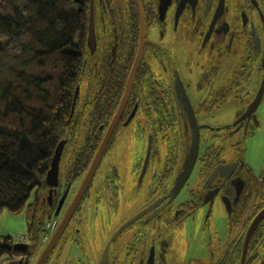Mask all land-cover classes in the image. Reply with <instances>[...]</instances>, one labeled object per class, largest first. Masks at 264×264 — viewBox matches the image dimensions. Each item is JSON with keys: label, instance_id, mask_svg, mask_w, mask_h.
I'll list each match as a JSON object with an SVG mask.
<instances>
[{"label": "flooded vegetation", "instance_id": "af4514ba", "mask_svg": "<svg viewBox=\"0 0 264 264\" xmlns=\"http://www.w3.org/2000/svg\"><path fill=\"white\" fill-rule=\"evenodd\" d=\"M139 2L93 0L43 264H264V0Z\"/></svg>", "mask_w": 264, "mask_h": 264}, {"label": "trees", "instance_id": "16d2710c", "mask_svg": "<svg viewBox=\"0 0 264 264\" xmlns=\"http://www.w3.org/2000/svg\"><path fill=\"white\" fill-rule=\"evenodd\" d=\"M87 1L0 0V212L21 211L32 195L29 231L82 78ZM37 219L31 243L0 236V258L29 256L41 244L47 220Z\"/></svg>", "mask_w": 264, "mask_h": 264}, {"label": "water", "instance_id": "95a60500", "mask_svg": "<svg viewBox=\"0 0 264 264\" xmlns=\"http://www.w3.org/2000/svg\"><path fill=\"white\" fill-rule=\"evenodd\" d=\"M137 4H138L139 11L141 12V6H140L139 0H137ZM140 17H141V21H142V26H141L142 32H141V35L143 36V34H144L143 15H140ZM93 22H94L93 0H91V2H90V15H89V28H88V32H89L88 33V46L90 47L91 52L95 48V32H94V26H93L94 23ZM142 45H143V42H142V38H141V47L139 49V53H138L136 61L138 60V57L140 56V53H141V50H142ZM134 70H135V66L133 67L132 73H131V75L129 77V81H128L129 83H130V81L132 79ZM78 93H79V85L76 86L75 91H74V95H73V99H72V105H71V112L69 114L68 120L70 119V117L72 115V112L74 110V106H75V103H76V98L78 96ZM115 119H116V116H115L114 120L112 121V123L110 125V129L114 126ZM102 146H103V144L101 145L100 150H101ZM62 147H63V141L61 140V141L58 142V144L56 145V147L54 149V153H53V155L51 157V160H50V166H49V168H48V170H47V172L45 174V183L50 185V186L56 184V180H57V177H58L59 159H60V155H61V152H62ZM197 148H198V135H196V136L193 135L192 144H191L193 158L195 157V154L197 152ZM190 152H191V150H190ZM99 153H100V151L96 155L94 163L97 160V158H99ZM82 189H83V186L80 188L78 194L76 195V197L74 199L73 204L71 205V207L68 209V211L64 215V217L61 220L59 226L57 227L55 232L52 233V235L50 236L48 242H46V245L44 246L40 257L38 258V260L36 258V261L33 264H43L44 260L48 256L50 250L54 246L59 234L61 233V231L65 227V225H66V223H67V221H68V219H69V217H70V215H71V213L73 211V208L75 207V204L79 201V198L81 197ZM57 212H58V210H56V212L54 213L55 216L57 215ZM263 214H264V210L262 212H260L255 217V219L253 220V222L251 223V225L249 227L248 234L252 233V231L255 228L258 220L261 218V216ZM247 240L248 239H246V241L244 243V246H243L244 256L246 254L247 247H248V241Z\"/></svg>", "mask_w": 264, "mask_h": 264}, {"label": "rangeland", "instance_id": "374dc122", "mask_svg": "<svg viewBox=\"0 0 264 264\" xmlns=\"http://www.w3.org/2000/svg\"><path fill=\"white\" fill-rule=\"evenodd\" d=\"M32 196V195H31ZM31 196L28 199L26 203V207L18 212H11L10 210L4 208L0 212V236H11L14 239L17 238L20 235H26L27 239L23 243H31L32 242V236L37 231V228L39 226V215H35L36 223L34 226V229L32 231H29L28 229V220H27V204L31 202ZM59 218V217H58ZM47 220V219H46ZM22 243V244H23ZM41 248V247H40ZM39 249H35L32 254L27 258L29 261V264H33L36 261L37 254Z\"/></svg>", "mask_w": 264, "mask_h": 264}, {"label": "built area", "instance_id": "2783aa9c", "mask_svg": "<svg viewBox=\"0 0 264 264\" xmlns=\"http://www.w3.org/2000/svg\"><path fill=\"white\" fill-rule=\"evenodd\" d=\"M56 224H57V220H55V219H50L47 221V223L45 225V232H44L43 237H42V243H45L47 241V239L49 238L51 233L54 231ZM26 239H27L26 235H20L17 238H15L14 241L17 243H22ZM26 258H27V256H24V255L10 254V255H7L5 257L0 258V264H8L9 262L24 260Z\"/></svg>", "mask_w": 264, "mask_h": 264}]
</instances>
